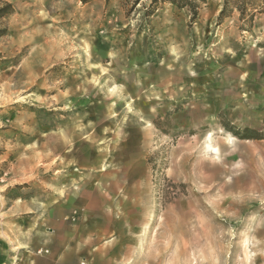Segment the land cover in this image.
I'll return each instance as SVG.
<instances>
[{
  "label": "rangeland",
  "instance_id": "374dc122",
  "mask_svg": "<svg viewBox=\"0 0 264 264\" xmlns=\"http://www.w3.org/2000/svg\"><path fill=\"white\" fill-rule=\"evenodd\" d=\"M105 1L0 0V264H264V13Z\"/></svg>",
  "mask_w": 264,
  "mask_h": 264
},
{
  "label": "trees",
  "instance_id": "16d2710c",
  "mask_svg": "<svg viewBox=\"0 0 264 264\" xmlns=\"http://www.w3.org/2000/svg\"><path fill=\"white\" fill-rule=\"evenodd\" d=\"M82 5L88 4L92 2L93 0H80ZM158 0H154V2H157ZM162 2H169L173 5H175L177 8H189L193 19L196 17V4L191 2L190 0H160ZM198 3H205V0H197ZM110 3V0H106L105 4L108 5ZM237 11L239 13V20L240 22H243L245 19L248 18L249 26L251 27L253 16L255 13H264V0H223V8L218 16V20H221L224 16H228L234 11ZM13 8L11 4L4 3L0 7V20L4 19V17H7L9 15H12ZM5 34V31H0V38L3 37ZM228 131L232 132L234 136H238L236 132H233L231 129L227 128V126H223ZM243 139L246 140H257V139H263V136H259V134L255 133L252 130L246 129L245 134L240 136Z\"/></svg>",
  "mask_w": 264,
  "mask_h": 264
},
{
  "label": "crops",
  "instance_id": "0c3cea01",
  "mask_svg": "<svg viewBox=\"0 0 264 264\" xmlns=\"http://www.w3.org/2000/svg\"><path fill=\"white\" fill-rule=\"evenodd\" d=\"M34 229H31V230L34 231ZM49 237L50 236H45L39 231L32 232L33 243H37V244L41 243V245L38 244L35 249L48 248L49 247V251H50V253H49L50 255L48 256L49 261L52 258L53 260L55 259V262L58 264H66L65 260H64L65 254H63V251H62V249L64 248V245H65V242H58L55 245L49 246L48 243H45L46 238H49ZM8 244L13 245V246L16 245V243H14V240L12 237H10L9 239H7V236H6V238H0V245L7 247ZM21 247H25V246H21ZM18 248L19 247H14L15 252L18 251V250H16Z\"/></svg>",
  "mask_w": 264,
  "mask_h": 264
}]
</instances>
